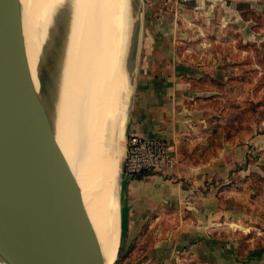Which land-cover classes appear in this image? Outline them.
Listing matches in <instances>:
<instances>
[{
	"label": "crops",
	"instance_id": "obj_1",
	"mask_svg": "<svg viewBox=\"0 0 264 264\" xmlns=\"http://www.w3.org/2000/svg\"><path fill=\"white\" fill-rule=\"evenodd\" d=\"M179 27L176 16L164 14L146 33L151 60L143 64L126 132L167 141L177 164L163 173L125 177L122 200L128 245H142L152 233L146 252L152 261L142 260L144 264H170L174 258L181 263L264 264V251L240 257L237 244L222 233L226 223L217 189L240 158L234 157L236 146H216L215 138H210L207 112L199 111L196 103L212 95L200 84L207 75L214 76L211 70L219 69L216 64L193 62L186 45L190 35Z\"/></svg>",
	"mask_w": 264,
	"mask_h": 264
},
{
	"label": "water",
	"instance_id": "obj_2",
	"mask_svg": "<svg viewBox=\"0 0 264 264\" xmlns=\"http://www.w3.org/2000/svg\"><path fill=\"white\" fill-rule=\"evenodd\" d=\"M140 1L128 0L127 74L141 39ZM52 29L36 91L26 59L21 2L0 0V258L7 264H104L47 107L55 102L52 93L66 57L70 16L56 15ZM127 138L126 132L120 213Z\"/></svg>",
	"mask_w": 264,
	"mask_h": 264
},
{
	"label": "rangeland",
	"instance_id": "obj_3",
	"mask_svg": "<svg viewBox=\"0 0 264 264\" xmlns=\"http://www.w3.org/2000/svg\"><path fill=\"white\" fill-rule=\"evenodd\" d=\"M156 1L141 0L138 5L141 39L130 72L133 84L127 102L123 149L143 64L151 60L146 54L150 46L146 33L155 29L162 15L176 16L179 29L190 35L186 45L191 47L189 57L193 62L210 67L216 64L219 69L211 70L214 76L207 75L201 82L200 88L212 95L200 98L196 107L206 110V125L216 146H236L234 157L240 158L217 189L226 223L222 233L237 244L240 257H249L252 252L255 255L264 251V0H159L155 5ZM197 47L200 52L195 51ZM121 167L122 160L120 178ZM120 203V244L113 264H144L145 259L151 260L146 252L152 233L146 234L142 245H128L122 199ZM151 261L149 264H169ZM170 264L201 263H181L174 258Z\"/></svg>",
	"mask_w": 264,
	"mask_h": 264
},
{
	"label": "bare ground",
	"instance_id": "obj_4",
	"mask_svg": "<svg viewBox=\"0 0 264 264\" xmlns=\"http://www.w3.org/2000/svg\"><path fill=\"white\" fill-rule=\"evenodd\" d=\"M26 59L36 91L52 20L70 16L66 57L48 105L54 135L80 187L104 264L120 244V163L133 78L128 0H20ZM132 92V91H131ZM0 264H7L0 258Z\"/></svg>",
	"mask_w": 264,
	"mask_h": 264
},
{
	"label": "built area",
	"instance_id": "obj_5",
	"mask_svg": "<svg viewBox=\"0 0 264 264\" xmlns=\"http://www.w3.org/2000/svg\"><path fill=\"white\" fill-rule=\"evenodd\" d=\"M174 148L165 140L137 135L127 138L123 164L124 175L137 178L142 174H158L176 166Z\"/></svg>",
	"mask_w": 264,
	"mask_h": 264
},
{
	"label": "trees",
	"instance_id": "obj_6",
	"mask_svg": "<svg viewBox=\"0 0 264 264\" xmlns=\"http://www.w3.org/2000/svg\"><path fill=\"white\" fill-rule=\"evenodd\" d=\"M141 176H144V174H142ZM141 176H140V177H141Z\"/></svg>",
	"mask_w": 264,
	"mask_h": 264
}]
</instances>
